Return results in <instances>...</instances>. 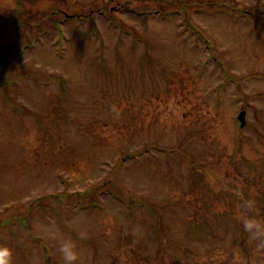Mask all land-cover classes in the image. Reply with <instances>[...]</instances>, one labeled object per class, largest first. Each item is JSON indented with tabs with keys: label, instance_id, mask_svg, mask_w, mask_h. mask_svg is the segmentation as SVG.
Returning <instances> with one entry per match:
<instances>
[{
	"label": "rangeland",
	"instance_id": "374dc122",
	"mask_svg": "<svg viewBox=\"0 0 264 264\" xmlns=\"http://www.w3.org/2000/svg\"><path fill=\"white\" fill-rule=\"evenodd\" d=\"M224 1L230 7L202 6L186 21L171 0H43L41 16L55 10L60 24L27 38L13 25L16 14L0 22V222L11 219L9 227L1 224L0 246L12 249L11 264H45L41 247L18 219L31 202L100 185L113 171L118 188L134 198L132 212L126 198L114 202L103 194L99 211L46 199L61 221L53 209L34 213L31 228L52 264H65L60 248L66 240L75 245L73 264H264V235L254 239L245 228L256 211L263 218L255 220L264 225L262 207L251 201H264V180L252 185L236 177L230 162L236 155L251 166L264 165V141L256 132L264 134V0ZM14 6L9 0V11ZM61 11L82 16L67 19ZM147 51L171 69V91L162 98L148 97L149 89L141 96ZM21 71L27 74L18 84L4 85ZM60 81L63 98L55 97ZM50 99L67 120H48ZM118 103L137 107L122 110ZM138 114L140 134H161L162 151L141 154L136 140L126 148V130L137 138ZM38 120L64 139L55 152L37 146ZM79 121L91 130L79 131ZM89 134L99 137V146ZM179 141L183 150L192 145L202 161L215 163L206 183L191 188L196 193L188 191L193 173L190 161L178 155L184 153L176 149ZM126 150L140 154L120 164ZM169 172L171 184L165 180ZM138 194L152 208L135 200ZM205 199L217 203L207 207ZM170 202L172 209L165 206Z\"/></svg>",
	"mask_w": 264,
	"mask_h": 264
},
{
	"label": "trees",
	"instance_id": "16d2710c",
	"mask_svg": "<svg viewBox=\"0 0 264 264\" xmlns=\"http://www.w3.org/2000/svg\"><path fill=\"white\" fill-rule=\"evenodd\" d=\"M158 3V2H157ZM174 3L176 5V7L180 8L186 15V21H188L189 16H190V11H193L195 9L201 8L202 6H207L209 8H226V7H230L229 4H227L224 0H171V4ZM158 4H163V3H158ZM259 7L256 6V9ZM233 10L236 8V5H232L231 7ZM162 10H165V8H160ZM55 10L52 11H46L40 18L38 17H34L32 15H30L28 12L17 15V17L15 18V20L13 21V25H15L18 29V34L19 37L22 38H27L29 36V34L34 33L32 35V37H35L38 35V32H40L42 29H55L58 26V19L56 14L54 13ZM248 13H252V10L247 11ZM111 16V15H110ZM114 21H116L115 17L112 16ZM36 31V33H35ZM30 42L31 39L26 40V42ZM149 46V43H148ZM144 58L146 61H142V63H145V66H141L140 70H142L143 74H145L147 76L146 78L143 80L142 82V87H143V92L141 94L144 95L146 89H149V96L148 97H154L155 98H162L161 96L164 94H169L171 91V81H172V75H171V69L168 67L166 62H161L160 59H157V57L155 56H151L149 54V51L144 53ZM141 65V64H140ZM109 69L111 70V68L109 67ZM106 71H108L107 69H103V72L105 73ZM27 74L26 71H21L18 72L12 76H9V79H7L5 81V86H10L11 84L15 85L18 84V78L20 77H24ZM133 82L137 83L136 78H137V73H136V77L133 74ZM157 77V79H156ZM57 80H59V78H56ZM138 79V78H137ZM152 84L151 88H146L147 84ZM136 88V86H135ZM60 92H58L55 97L58 98H63L66 96V92H65V88H64V83L63 81H60ZM3 98L4 99H8L7 97V91L4 90L3 92ZM96 98H94L95 100ZM105 99V98H104ZM107 103H109L107 101ZM49 104L51 107L50 110V114L52 117L47 116L48 120L54 121V122H61L64 120H67L66 117H62V115L60 116V113L57 114L59 112V110H61V112H63L62 107L60 106V104L56 103L53 100H49ZM129 106L127 107L126 105H122L120 103H118L115 106H118L119 109L122 108H128L129 109H135L137 106L133 105V104H128ZM109 110V107H108ZM123 110V109H122ZM117 114V112H116ZM139 115V116H138ZM137 116H134V118L136 119L134 123V126L136 128V132H137V138L136 135L134 134L132 136L131 131L130 130H126V135L128 136L123 138V140L126 142V148H130V146H132L133 144H135V140L138 142L142 143V148L143 150L140 151L141 154H146L147 151H150L151 149L153 150L154 148L158 151H162V146L159 145L160 142H162L163 137L161 134H153V135H149L147 134L146 136H142L139 132V127L136 126L138 124V122H142L141 118H140V114H138ZM99 121V119H97ZM39 121V125H40V133L38 136V144L37 146H39L40 148H45L47 151H52L55 152V150H57L59 147H62L64 145V139L62 137L59 138H55L54 136H52L51 134V130H50V126L47 125L46 122H41V120ZM97 121V122H98ZM100 122V121H99ZM107 122H110V120H108ZM73 122L70 121V124H72ZM81 123L83 122H78L76 124V128L79 131L82 132H87L89 130H91V127L86 128L85 126L81 125ZM93 124H95V120L93 121ZM107 126V125H105ZM133 126V127H134ZM122 127L129 129L132 127L131 125H128V123H124L122 125ZM81 129V130H80ZM257 136L261 137L262 141H264V134L260 133L257 129ZM119 133V132H118ZM120 134V133H119ZM155 135V136H154ZM87 137L91 136V139L93 141H95L98 145V136L93 134H89V135H85ZM148 137V139H146ZM145 140V141H144ZM185 144H182L181 141H179L178 146L176 147V149L182 150L184 153L180 152L178 155H180V157L186 158L188 161H190V167L192 168V173L187 177L189 180V184L190 187L188 189L191 190L192 192L196 193L197 189H191L194 188V185H196L197 183L201 182L203 185L206 183V180L209 178L210 175V171L211 168H213V165L215 164L213 161L211 160H203L200 158L201 155V150H199L198 152L195 151L194 146L190 145L189 147L191 148H186V150H183L182 148H184ZM165 147L163 146V149ZM170 148V147H169ZM239 149V148H238ZM135 151V150H134ZM132 151V150H126V153L124 154V158L122 157L120 160H118V162L121 164L125 158L128 157H136L138 154L140 153H136L137 151ZM132 155V156H131ZM141 156V155H140ZM205 156V155H204ZM153 158L150 156L149 157V161L152 160ZM154 160V159H153ZM217 160H219V157L217 159H215L216 162H218ZM230 162H231V168H233L235 165L236 169L235 170V174L236 177L239 176L242 179H244L246 182L254 185L262 180H264V165L263 164H258V165H252L251 163H247V161L242 158V157H238V156H231L230 157ZM249 166V167H248ZM248 168L252 169L251 172H248ZM115 170V169H113ZM243 170V171H242ZM170 174L166 177L165 180L166 183L171 184V172H169ZM155 175H157V172H154ZM114 175H115V171H113L110 176L108 177L107 180L103 181L102 184L97 185V186H92L91 188L85 189L83 191H76L73 193H60L57 195L54 194H50V195H45L44 197L38 198L35 201L31 202L28 206V210L26 213H24L22 216H19V220L22 223L23 227L25 228V230L27 231L30 239L35 243L38 244L42 251L43 254L45 256V264H52L51 263V255L49 253V250L47 249L46 245L41 241V239L37 236L34 235L33 230L31 228V221L34 218V213H41L44 212V214H48L50 211L49 209H53L54 210V214L55 216L58 218V220L61 221V214L60 211L58 209H54L52 207V205L46 201V199H51V202H55L58 203L60 205L69 202H73L75 204H79L83 207L87 206L88 209H92L94 210H102L105 206L103 203H101V199L99 196L103 195V194H107L109 196L110 199H113L114 202H121L122 199L121 197L126 198L127 201V211L130 213L134 210V207L132 205L133 203V199L131 197V194L128 193L130 191H125L122 190L120 188H118L117 186V182L114 179ZM163 180V179H162ZM109 190V191H108ZM180 190H182L180 188ZM146 195L150 196L149 192L145 193ZM137 200L139 203L143 204L146 203L148 208H152L151 203L148 201V198H145L144 195L142 194H138ZM253 203H255L256 205L253 207H262V210L264 211V201H262V197L261 199H257V200H251ZM204 202H207V207L208 206H212L215 202L217 203L216 199H205ZM167 207H170L171 209L173 208L174 205L170 203H168L167 205H165ZM133 207V208H131ZM155 208V207H154ZM249 209H253L251 207H249ZM131 210V211H130ZM155 211L156 209H152L151 210V214L155 215ZM157 216V213H156ZM262 216L263 218V214L261 213V215H259V213L256 212H251L250 214V218L252 219H257L259 220V218ZM16 218V217H14ZM162 218V217H161ZM168 220V227L171 228V217L167 218ZM164 220V219H163ZM4 226H8L11 223V219H9V217L7 219L2 220ZM2 222H0V228L2 227L1 224ZM170 223V224H169ZM89 239V243L93 244L94 243V239L92 238H88Z\"/></svg>",
	"mask_w": 264,
	"mask_h": 264
},
{
	"label": "clouds",
	"instance_id": "9594fccd",
	"mask_svg": "<svg viewBox=\"0 0 264 264\" xmlns=\"http://www.w3.org/2000/svg\"><path fill=\"white\" fill-rule=\"evenodd\" d=\"M245 228L254 239H259L261 235H264V225H261L255 219H246ZM259 246L264 247V242H261ZM60 250L65 264H73L77 259V252L72 241H64L61 244ZM12 254V249L10 247L0 246V264H11Z\"/></svg>",
	"mask_w": 264,
	"mask_h": 264
},
{
	"label": "flooded vegetation",
	"instance_id": "af4514ba",
	"mask_svg": "<svg viewBox=\"0 0 264 264\" xmlns=\"http://www.w3.org/2000/svg\"><path fill=\"white\" fill-rule=\"evenodd\" d=\"M41 3H43V0H15V6L13 8H10L9 11V0H6L5 3L0 1V12L3 15V18L0 20V22L6 19V21H8L9 23V20H11V17H13L14 14L20 15L26 12H28L30 15L34 16L35 18L39 17L41 16L42 13V10L40 9ZM4 6L6 8L3 10ZM62 13L66 18H70L72 16L64 12Z\"/></svg>",
	"mask_w": 264,
	"mask_h": 264
},
{
	"label": "water",
	"instance_id": "95a60500",
	"mask_svg": "<svg viewBox=\"0 0 264 264\" xmlns=\"http://www.w3.org/2000/svg\"><path fill=\"white\" fill-rule=\"evenodd\" d=\"M2 18V15L0 14V19ZM245 115H246V111H241L237 117V119L240 121L241 123V127H244L246 124V120H245Z\"/></svg>",
	"mask_w": 264,
	"mask_h": 264
}]
</instances>
